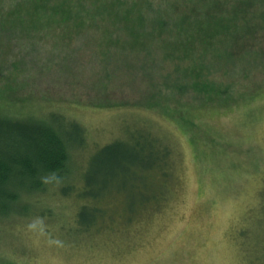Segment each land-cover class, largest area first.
I'll return each mask as SVG.
<instances>
[{
	"label": "rangeland",
	"instance_id": "374dc122",
	"mask_svg": "<svg viewBox=\"0 0 264 264\" xmlns=\"http://www.w3.org/2000/svg\"><path fill=\"white\" fill-rule=\"evenodd\" d=\"M23 1L0 0V99L19 118L56 111L85 129L70 181L80 190L86 175L95 180L91 194L106 196L95 207L112 212L84 229L77 213L90 200L54 185L23 195V212L0 220V264H264V0L248 19H239V0H123L146 19L127 25L145 33L134 50L103 12L112 0H87L95 18L81 28L37 33L1 19ZM207 10L238 36L183 48L181 27L189 32L193 19L184 16ZM249 25L256 30L239 41ZM111 142L135 167L162 159L170 173L164 204L132 223L124 216L136 197L116 183L135 177L96 174V150Z\"/></svg>",
	"mask_w": 264,
	"mask_h": 264
},
{
	"label": "trees",
	"instance_id": "16d2710c",
	"mask_svg": "<svg viewBox=\"0 0 264 264\" xmlns=\"http://www.w3.org/2000/svg\"><path fill=\"white\" fill-rule=\"evenodd\" d=\"M259 1L261 0H239V19L253 17L254 15L249 11L252 10L255 2ZM87 3L93 4L87 0H28L7 11L1 19L7 20V23L14 21V29L17 28L27 33H37L44 27L65 28L67 25L77 26L78 24L81 28L89 21H94L95 18V13L92 15ZM108 3L113 4H107L103 12L111 11L109 17L120 21L116 29L117 33L118 30H127L128 36L124 37L125 48L129 47L134 50L139 45V41H142L141 38L145 36L144 32L138 31V28L145 26V15H137L134 11L135 5L125 8L123 0H112ZM210 3L207 2L209 5ZM121 5H123L122 9ZM150 9L149 6L147 12ZM193 14L191 12L184 16L185 21L191 17L193 19L188 27L189 32L184 25L181 27L186 35V39L182 37L183 40L180 43L182 47L191 48V41L194 44L197 37L203 38L197 43L205 46V40L213 38L215 34L238 36L236 31L232 32L229 22L224 21L223 15L215 16L208 10L200 16L197 14L193 16ZM132 20L133 23H137L138 28L135 32H128V26H131L128 23ZM121 24H124L126 29L123 27L120 29ZM251 30L252 32L256 30V26L249 25L244 30H239V41H244L252 33ZM172 45L169 44V46ZM1 101L5 100L0 99V220L15 216L16 214L12 215L11 210L16 213L23 212L15 206L23 195L36 198V195H41L54 185L63 195L69 196L73 192L79 199L86 198L91 201L89 205H83L77 213L76 224L78 226L89 229L101 224L102 220L104 221L103 217L112 210L101 211V208L95 207L96 201H101L106 197L91 194V184H95L96 181L93 180L90 184V178L86 175L85 184L80 190L75 189V185H72L73 182L70 181L74 178L70 162L71 151L85 145V129L79 123L67 119L56 111L50 112L48 118L39 115L19 118L11 112L9 99L4 103ZM96 151L95 164L102 167L96 173L98 176L100 173L102 175L111 174V176H127L131 173L135 177V181L131 182L132 185L122 180L116 183L120 192L126 193L125 188L129 187L132 191L131 195L136 197L133 204H128V211L124 216L127 223L138 220L141 210L160 207L164 204L166 182H168L170 173L168 166L161 165V163L164 165V162H160L162 159L157 164L148 167L147 163H139L135 167L138 162H135L134 158L128 161L129 152L119 142L103 145ZM113 169L116 170L113 172ZM144 170L147 174L144 177L138 176ZM116 171L118 174H115ZM101 184L104 183L101 181L99 186Z\"/></svg>",
	"mask_w": 264,
	"mask_h": 264
}]
</instances>
